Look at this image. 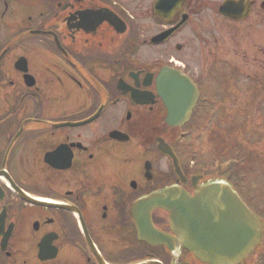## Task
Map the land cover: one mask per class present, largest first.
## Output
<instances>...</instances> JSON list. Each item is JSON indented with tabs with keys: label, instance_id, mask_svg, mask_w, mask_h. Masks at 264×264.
I'll list each match as a JSON object with an SVG mask.
<instances>
[{
	"label": "flooded vegetation",
	"instance_id": "flooded-vegetation-1",
	"mask_svg": "<svg viewBox=\"0 0 264 264\" xmlns=\"http://www.w3.org/2000/svg\"><path fill=\"white\" fill-rule=\"evenodd\" d=\"M165 71L194 101H164ZM169 106L192 110L172 127ZM224 108L246 113L226 167ZM226 173L264 225V0H0V264H208L162 210L166 242L142 241L134 206ZM243 264H264V234Z\"/></svg>",
	"mask_w": 264,
	"mask_h": 264
},
{
	"label": "water",
	"instance_id": "water-1",
	"mask_svg": "<svg viewBox=\"0 0 264 264\" xmlns=\"http://www.w3.org/2000/svg\"><path fill=\"white\" fill-rule=\"evenodd\" d=\"M159 82L165 100V85L172 82L173 100L192 101L194 90L188 79L164 73ZM189 109L180 114L176 108L171 109L167 122L178 126ZM159 142V150L171 156L170 148ZM29 201L38 203L30 198ZM157 209L169 214L172 231L180 244L209 264H242L254 254L262 239L260 220L224 181L202 187L194 197L175 186L139 201L135 213L140 216L141 239L151 244L166 242L152 224L151 215Z\"/></svg>",
	"mask_w": 264,
	"mask_h": 264
},
{
	"label": "rangeland",
	"instance_id": "rangeland-1",
	"mask_svg": "<svg viewBox=\"0 0 264 264\" xmlns=\"http://www.w3.org/2000/svg\"><path fill=\"white\" fill-rule=\"evenodd\" d=\"M245 125H246V113L244 109H240V110L232 109V108L221 109L219 127L221 128V134H222L221 142H220L222 159H220V161L223 167H226L227 164L231 162L230 159L233 160L237 158V153H240L242 155L241 159L244 158L245 155L244 149L246 146ZM254 170L257 171V164L254 165ZM246 173H247L246 169H243L242 166L238 168L239 179L242 178V180H245L244 177H246ZM229 174L230 173H227V175ZM261 176L262 174H260L257 180H260ZM241 188H243L242 189L243 193H245L247 196H251V190L248 188V186L243 184ZM253 191L254 192L252 195L262 196V194L260 193L261 189H256ZM259 211L261 212V208Z\"/></svg>",
	"mask_w": 264,
	"mask_h": 264
}]
</instances>
